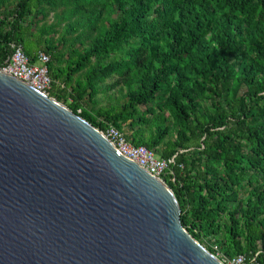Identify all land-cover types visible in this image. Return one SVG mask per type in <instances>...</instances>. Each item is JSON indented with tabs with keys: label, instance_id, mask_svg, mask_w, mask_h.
<instances>
[{
	"label": "trees",
	"instance_id": "obj_1",
	"mask_svg": "<svg viewBox=\"0 0 264 264\" xmlns=\"http://www.w3.org/2000/svg\"><path fill=\"white\" fill-rule=\"evenodd\" d=\"M11 43L49 58V97L173 157L162 179L206 251L264 264V0H0V67Z\"/></svg>",
	"mask_w": 264,
	"mask_h": 264
},
{
	"label": "water",
	"instance_id": "obj_2",
	"mask_svg": "<svg viewBox=\"0 0 264 264\" xmlns=\"http://www.w3.org/2000/svg\"><path fill=\"white\" fill-rule=\"evenodd\" d=\"M0 264H221L169 187L0 70Z\"/></svg>",
	"mask_w": 264,
	"mask_h": 264
},
{
	"label": "built area",
	"instance_id": "obj_3",
	"mask_svg": "<svg viewBox=\"0 0 264 264\" xmlns=\"http://www.w3.org/2000/svg\"><path fill=\"white\" fill-rule=\"evenodd\" d=\"M9 49L10 53L4 60L0 70L48 96L51 89V79L48 75L46 64L49 58L45 54L38 52L35 62L31 63L22 53L20 45L11 43ZM100 133L118 153L133 161L148 174L159 180H163L162 178L169 171V166L173 164V157L169 159L158 158L154 153L142 146L131 145L126 139L125 134L111 125H107L104 131H100ZM256 254L249 258L237 255L230 259L218 254L213 256L221 264H257L255 259Z\"/></svg>",
	"mask_w": 264,
	"mask_h": 264
},
{
	"label": "rangeland",
	"instance_id": "obj_4",
	"mask_svg": "<svg viewBox=\"0 0 264 264\" xmlns=\"http://www.w3.org/2000/svg\"><path fill=\"white\" fill-rule=\"evenodd\" d=\"M50 17L51 16L49 15L48 18H47V23H49L51 21V18ZM53 37H54V39H56L58 36L57 35H54ZM64 37L65 38H68V36L66 34H64ZM59 47H61V45H59ZM74 47H77V48L80 49V47L77 44ZM117 89H118V87H116L115 89H113V91H111L110 94L112 95V93H113V95L116 96L117 95L116 94V90ZM242 91H243V89L241 88L240 89V93ZM96 99L98 100V105L99 106H102V107H106L108 105V103H109V100L105 99L104 97H102L100 95H98ZM69 103L70 102L67 100L64 104H62V103H60V104H62V105H64L66 107V105L69 104ZM82 106L85 109H88L90 107V105L88 103H86V102L82 103ZM123 131L128 132V129L126 127H123ZM172 138H173V135L170 136V139H172ZM154 155L156 156V154H154Z\"/></svg>",
	"mask_w": 264,
	"mask_h": 264
}]
</instances>
